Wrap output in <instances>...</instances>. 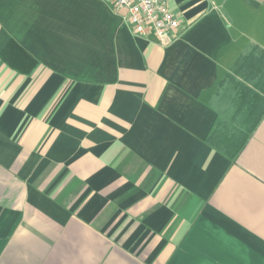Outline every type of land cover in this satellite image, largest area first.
<instances>
[{"label": "crops", "instance_id": "obj_1", "mask_svg": "<svg viewBox=\"0 0 264 264\" xmlns=\"http://www.w3.org/2000/svg\"><path fill=\"white\" fill-rule=\"evenodd\" d=\"M0 0V264H264V0Z\"/></svg>", "mask_w": 264, "mask_h": 264}, {"label": "built area", "instance_id": "obj_2", "mask_svg": "<svg viewBox=\"0 0 264 264\" xmlns=\"http://www.w3.org/2000/svg\"><path fill=\"white\" fill-rule=\"evenodd\" d=\"M113 7L122 10L123 18L137 34L151 33L161 45L169 44L171 31L179 26L178 18L169 9L166 0H110Z\"/></svg>", "mask_w": 264, "mask_h": 264}, {"label": "rangeland", "instance_id": "obj_3", "mask_svg": "<svg viewBox=\"0 0 264 264\" xmlns=\"http://www.w3.org/2000/svg\"><path fill=\"white\" fill-rule=\"evenodd\" d=\"M7 2L12 5V10L16 13L17 12L30 13L29 10H31L32 8L39 9L41 7L46 12L55 9L54 2H52V0H7L6 3Z\"/></svg>", "mask_w": 264, "mask_h": 264}]
</instances>
